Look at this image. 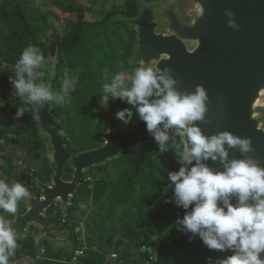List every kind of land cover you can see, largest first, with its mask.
Returning <instances> with one entry per match:
<instances>
[{
    "label": "water",
    "instance_id": "water-1",
    "mask_svg": "<svg viewBox=\"0 0 264 264\" xmlns=\"http://www.w3.org/2000/svg\"><path fill=\"white\" fill-rule=\"evenodd\" d=\"M138 14L133 17L117 15V18L135 31L132 62L160 68L170 66L173 76L180 82V90L194 91L202 84L210 98L207 103V123L196 124L206 136L230 131L241 137H251L255 149L253 155L264 165V120L259 115L264 96V0H137ZM125 0H103L97 10L106 17L111 8ZM235 13L240 24L236 30L228 26L225 10ZM55 65L44 66L43 81L52 85ZM53 88V87H52ZM59 91V90H57ZM151 99V98H150ZM55 104L43 108L33 105V118L45 146L50 175L48 181L34 177L31 197L22 200L24 211L15 216L4 213L12 221V227L21 240L30 235L36 241L43 238L52 241L55 249L67 247L72 254L68 232L60 231L48 219L47 210L59 204L67 210L73 197L83 184V173L91 167L103 165L124 151L154 140L148 132L136 107L126 102L133 116L128 123L118 119L115 112L106 113L107 126L100 146L69 153L66 133L60 120L53 113ZM54 126V127H53ZM62 130L63 135L57 134ZM227 148V145H226ZM242 158L236 149H229V159ZM210 165L223 170L218 162ZM177 166L180 163L177 161ZM67 167L71 178L65 179ZM175 184L170 182L160 191L167 193L161 212L164 214L175 203ZM236 201L233 200V203ZM8 215L12 217L9 218ZM32 230V231H31ZM179 230L170 238L156 234L150 236L153 246L152 259L144 264H208L226 258L231 251L210 250L197 235ZM67 239V240H65ZM264 259V252L261 253Z\"/></svg>",
    "mask_w": 264,
    "mask_h": 264
},
{
    "label": "clouds",
    "instance_id": "clouds-1",
    "mask_svg": "<svg viewBox=\"0 0 264 264\" xmlns=\"http://www.w3.org/2000/svg\"><path fill=\"white\" fill-rule=\"evenodd\" d=\"M225 13L229 17L228 26L239 30L241 26L235 20V13L230 9ZM45 64L44 54L34 45L25 48L15 64V78L11 82L14 93L26 105L43 108L45 104L65 102L70 85L65 83L63 89L57 91L50 83H45L41 71ZM172 72L170 66L160 68L143 63L131 76L117 72L102 86L103 102L107 105L111 96L136 107L159 145L160 153L169 150L170 140L176 146L181 166L178 171L170 172L168 178L175 184L176 205L186 210L183 218L177 220L180 230L190 232V239L199 235L210 250L233 253L215 260L208 257V264H264L261 258L264 252V165L259 158L249 155L255 152L252 138L230 131L206 136L196 122H208V90L197 84L194 91H182ZM105 80L109 78L106 76ZM28 111L29 108L20 106L16 117ZM116 116L128 123L133 112L131 108H124ZM34 119L40 120L39 114ZM57 134L62 136V130ZM176 137L180 138L179 143ZM229 149L238 150L242 158L230 160ZM48 158L52 160L53 156L49 154ZM208 161L218 162L223 170ZM30 197L23 183L9 184L0 179V210L4 213L15 216L19 203ZM12 224L0 215V264H9V258L19 246ZM36 243L39 244V238Z\"/></svg>",
    "mask_w": 264,
    "mask_h": 264
},
{
    "label": "trees",
    "instance_id": "trees-1",
    "mask_svg": "<svg viewBox=\"0 0 264 264\" xmlns=\"http://www.w3.org/2000/svg\"><path fill=\"white\" fill-rule=\"evenodd\" d=\"M55 7H57L61 12L72 14L75 13L78 17L72 24L70 30L66 31L61 38L53 39L49 44L42 42L39 37V27L37 24H41L43 27L49 28L47 24L46 14L41 13L38 10H34L31 6V0H0V22L6 26V33L0 34V38L6 42L5 49L0 48V63L7 65V71L1 73L0 79V94L2 98L6 99L13 96L10 92V88H14L11 79L15 78V64L19 60L23 50L29 45H34L38 47L45 56L46 64L44 66H50L53 64L49 55H53L56 58L54 70L64 71L65 69H74L76 67L77 59L80 54H82L83 49H86L87 41H91L95 37L94 29L101 30L107 35L113 31H122L127 34L124 40H121L119 46L122 48L121 54V69L127 73H133L134 69L138 67V64L129 62L132 59V52L135 43V31L130 29L126 23L113 17L117 15L133 17L138 14V4L135 0H125V2L115 5L111 8L109 14L106 17L97 15V19L94 21H88L84 18L83 9L77 5V0H49ZM101 16V18H98ZM108 43V42H106ZM97 43L93 49H95ZM42 71V69H41ZM99 76V75H97ZM87 78L80 76L77 78L75 89H69V92L65 98V102L62 105H58L53 109V113L60 120V127L65 131V142L68 147L69 153L79 152L86 149L97 147L102 141V134L106 130L107 119L106 113L112 111L117 113L123 110L126 106V101L118 99L115 103H109L107 106H100L101 111L104 114V120L101 126L96 129L97 135H100V141L91 145L78 144L74 140L73 133L63 118V107L71 96H77V88L87 81ZM6 90H3V88ZM52 87L54 90H62L64 85H62L58 78L52 80ZM22 106L21 99L16 96L12 102L11 113L16 114L18 107ZM33 105L28 107L30 111L24 113L21 117V122L15 130V136L20 137L21 134H29V136L35 137V142L33 148H43V142L41 140V135L35 125L33 118ZM180 138L176 137V142L179 143ZM24 144L23 142H21ZM148 149L149 153L155 156L165 155L166 162L161 167H156L155 172L148 176L145 181H143V176H140L138 172L142 169V162L140 159L132 161L128 157L131 151L138 149L142 146ZM139 145L134 149H129L124 151L121 155L115 158L113 166L119 172L116 180L109 182V180H101L96 186H93L91 190L86 185L88 182H83L80 185L73 197V202L68 206L67 211L70 217H79L81 213L82 203L92 200L94 203L101 200L105 196L112 198V204L117 203L120 200V193L126 192L129 188V192H137L142 200V193L146 192V201H150V209L145 211L142 207H139L138 212L135 214L134 220H127L124 222V233L123 236L130 241H134L135 245L128 249L123 250H112L116 246V242L109 239L107 244H104L101 250L105 247L107 248L106 253H95L93 250L89 249L92 244L89 242V246L86 247L84 256L80 258L79 264H144L149 258V254L146 250L139 251V249L144 246L149 245V232L151 235H160L164 239L170 238L175 232L180 230V226L177 224V220L182 219L186 210L182 206H177L174 204L170 209L164 214L161 212V207L166 200L167 193H162L160 190L167 185L169 178L168 174L172 171H178L177 166L178 158L176 156V146L173 145L172 141H169V150L160 153L159 145L154 140L149 141L145 144ZM183 146L181 145V150ZM127 153V154H126ZM87 173H90L88 171ZM141 173V172H140ZM50 175V168L48 165L47 154H44L42 160V167L38 171V176L42 181H48ZM83 175V179H84ZM21 178V180L19 179ZM19 180L16 182H21L24 185L29 184L31 189L34 184V176L29 174H23L19 176ZM65 179L71 178V169L67 167V172L64 175ZM34 189V188H32ZM123 190V191H122ZM137 198V196H136ZM142 202V201H141ZM59 206V205H58ZM54 205L47 210V217L53 222H57V218H52L50 215L54 211ZM21 212L24 210L19 209ZM56 210L59 212V208L56 206ZM3 212V210H0ZM11 218V215H8ZM76 222H70V232L72 239V250L76 247L81 246V242L77 240L78 233L74 231ZM87 232L90 231L89 228L86 229ZM156 233V234H153ZM150 235V236H151ZM119 241V240H118ZM18 248L16 249L15 255L9 258V264L14 262L28 259L31 260V264H71L68 262L70 255L64 258V261L59 260L57 256H50V252L47 250L46 245L43 246L42 243L37 244L36 240L28 235L24 239H17ZM41 247H44V254L41 258H37L38 251ZM110 250L117 253L116 260L109 261L108 255L111 253ZM136 252H138L136 254Z\"/></svg>",
    "mask_w": 264,
    "mask_h": 264
},
{
    "label": "rangeland",
    "instance_id": "rangeland-1",
    "mask_svg": "<svg viewBox=\"0 0 264 264\" xmlns=\"http://www.w3.org/2000/svg\"><path fill=\"white\" fill-rule=\"evenodd\" d=\"M102 1L77 0L76 3L83 9L85 20L94 21L99 15L97 9ZM135 1L138 4V1ZM31 6L34 10L46 14L49 28L43 27L40 23L37 24L39 27L38 37L46 44H49L53 39L61 38L66 31L71 29L73 22L78 19L75 13L61 12L49 0H31ZM98 18H101V16H98ZM6 29V26L0 22V34H5ZM94 31L95 37L91 41H87L86 49H83L82 54L79 55L74 69H65L64 71L58 69L57 73L54 70V78L57 77L62 85L69 84L71 90L76 88L78 77H88V82L77 88V96H71L62 109L63 118L66 120L69 129H71L74 140L79 145H91L100 141V135L95 132L104 120V114L100 106H107L109 103L113 104L118 100V98L109 96L107 105H105L102 86L105 82H110L111 77L117 72H125L121 69L122 48L119 43L127 37V34L122 31H113L105 35L101 30L94 29ZM95 43L97 45L93 49ZM5 47L6 42L0 38V48L4 50ZM49 58L55 65V56L50 54ZM129 62L131 63L132 59H129ZM5 71H7V65L0 63V74L5 73ZM125 73L131 76V73ZM106 76L109 78L107 81L105 80ZM2 88L6 90V88ZM10 92L13 96L6 99L2 98L0 94V179H5L9 184L16 181L22 173L37 176L46 153L44 145L43 148H33L34 136H29V134H21L20 137L15 136V130L21 122V117L17 118L16 114L11 113L13 99L18 95L14 93L15 88H10ZM261 100L259 115L264 120V96ZM22 106L28 108L31 105H26L22 101ZM129 154L132 161L140 159V162L143 163L142 169H140L141 173L138 172L140 176H143V181L155 172L156 167H161L166 162L165 155L152 156L143 145L138 147L137 151ZM114 169L115 166L109 165L106 170H103L97 176L102 181L109 180V182H113L119 174ZM83 175L88 182L86 186L92 190L94 186L92 183L93 176L87 171ZM19 179L21 180V178ZM25 186L30 187L29 184ZM125 190L128 191L121 192L120 200L115 204H112V198L107 197L108 195L95 203L91 199L82 203L79 217L72 216V219H68L70 217L69 212L65 208H60L57 203L54 205L55 209L50 216L58 219L57 222H54V225L58 230L68 232L70 242H72L70 222H76L74 231L78 233V237L81 233L83 237L81 244L87 247L90 242L92 246H89V249L95 253H106L107 248L105 247L103 250L101 248L104 244H107L109 239L113 242L117 241L112 250L128 249L135 244L134 241H130L123 236L124 222L134 220L139 207L148 211L150 201L145 200V191L142 193L141 202L139 193L129 192V188ZM56 206L59 208V212L56 210ZM20 208H23L21 202L18 205V209ZM0 214H3V212H0ZM87 228L90 229L89 232H87ZM39 243H42L43 246L46 245L50 256H60L58 259L62 261L68 257L69 249L67 247H61L57 250L52 241L45 238L41 239ZM112 250L110 252H114ZM22 264H31V260H27Z\"/></svg>",
    "mask_w": 264,
    "mask_h": 264
},
{
    "label": "built area",
    "instance_id": "built-area-1",
    "mask_svg": "<svg viewBox=\"0 0 264 264\" xmlns=\"http://www.w3.org/2000/svg\"><path fill=\"white\" fill-rule=\"evenodd\" d=\"M77 240L80 241V242L83 241V237H82L81 233H80V237H77ZM85 249H86V247H85L84 244L83 245L81 244V246L74 248L72 250V254H71L70 259L68 260V262L71 263V264H79L80 258L84 256ZM142 250L143 251L146 250L147 253L149 254V258L148 259H152V253H153V249L152 248L144 247V248H142ZM43 254H44V247H41L39 249V251H38L37 258H41L43 256ZM116 258H117V253H115V252H111L108 255V260L109 261L116 260ZM16 263L17 262H15V264Z\"/></svg>",
    "mask_w": 264,
    "mask_h": 264
},
{
    "label": "flooded vegetation",
    "instance_id": "flooded-vegetation-1",
    "mask_svg": "<svg viewBox=\"0 0 264 264\" xmlns=\"http://www.w3.org/2000/svg\"><path fill=\"white\" fill-rule=\"evenodd\" d=\"M103 143V138H102V141L98 144V146H100L101 144ZM135 151H137V149L136 150H134V152ZM131 152H133V151H131ZM127 154V153H126ZM128 157H130V156H128ZM114 161H116V160H112V161H108L107 163H105V164H103V165H97V166H93V167H91L88 171H90V173H91V175L93 176V185L94 186H96L101 180H100V178L97 176L98 174H100L103 170H106L107 169V167L109 166V165H113V162ZM114 170H116V168L114 169ZM87 171V172H88ZM84 182H86V180L84 179ZM168 183H169V181H168ZM167 183V184H168ZM167 196H168V194L166 195V198H167ZM23 209V208H22ZM24 210V209H23ZM148 233H149V238H150V235H151V233L152 232H149L148 231ZM153 234H156V233H153ZM154 244H155V242H152V241H149V245H147V247H150V248H152L153 249V246H154ZM142 248H144V246H142L140 249H139V251H143L142 250ZM138 252H136V254H137Z\"/></svg>",
    "mask_w": 264,
    "mask_h": 264
},
{
    "label": "crops",
    "instance_id": "crops-1",
    "mask_svg": "<svg viewBox=\"0 0 264 264\" xmlns=\"http://www.w3.org/2000/svg\"><path fill=\"white\" fill-rule=\"evenodd\" d=\"M27 260H28V259H24V260L17 261L16 264H22V263H24V262H27Z\"/></svg>",
    "mask_w": 264,
    "mask_h": 264
}]
</instances>
